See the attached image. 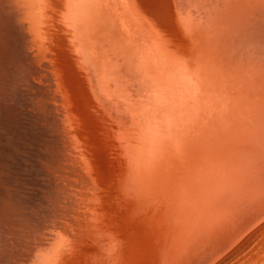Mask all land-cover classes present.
I'll use <instances>...</instances> for the list:
<instances>
[{"label":"bare ground","instance_id":"6f19581e","mask_svg":"<svg viewBox=\"0 0 264 264\" xmlns=\"http://www.w3.org/2000/svg\"><path fill=\"white\" fill-rule=\"evenodd\" d=\"M51 1L0 0V264L58 259L80 186L95 191L50 58L55 20L104 124L123 137L121 194L159 231L154 264H212L264 217V0H168L174 43L146 24L137 0H58L57 15Z\"/></svg>","mask_w":264,"mask_h":264},{"label":"rangeland","instance_id":"374dc122","mask_svg":"<svg viewBox=\"0 0 264 264\" xmlns=\"http://www.w3.org/2000/svg\"><path fill=\"white\" fill-rule=\"evenodd\" d=\"M60 1V0H59ZM136 1V0H135ZM138 1V0H137ZM137 1H136V4H137V6H139L138 7V9H139V11L141 10V8L143 9V10H141L140 12H141V15H142V17L143 16H146V18L144 17V19H146V20H144L145 22H146V24L149 26V27H152V29L156 32V33H158L159 35H161L162 37L164 36V40L165 41H167L168 43H174V42H176L177 40H178V37H179V34H178V30H177V21H176V17H175V14L173 13V10H172V2L170 3L168 0V2L170 3V5H167V4H169L166 0V2L164 1V0H139L138 1V3H137ZM141 1V2H140ZM148 1V2H147ZM159 1V2H158ZM162 1H164V2H162ZM52 2V6H53V12L55 13V15H57V13L59 12V9H60V5L58 4V3H60V2H58V0H52L51 1ZM147 3H151V4H153V5H150V4H147ZM157 3V4H156ZM160 3V4H159ZM163 3V4H162ZM166 5H165V4ZM56 4V5H55ZM143 4V5H142ZM58 5H59V8H58ZM141 5H142V7H141ZM145 5V6H144ZM148 5V6H147ZM167 6V7H165V6ZM150 6V7H149ZM153 6H155V7H153ZM162 6H164V7H162ZM170 6V7H169ZM55 7H57V8H55ZM141 7V8H140ZM145 7H149L148 9H145ZM153 7V8H152ZM158 7H161V8H158ZM169 7V8H168ZM172 7V8H171ZM154 9H156L157 10V12H156V10H155V14L153 15V11H154ZM161 9V10H160ZM165 9V10H164ZM171 9V14H170V10ZM147 12L148 10H150V13L151 14H149L148 12H147V14H146V12ZM163 10V11H162ZM162 11V12H161ZM167 11V12H166ZM142 13H144V14H142ZM159 13V14H158ZM157 14V15H156ZM162 15V16H161ZM149 16V17H148ZM172 16V17H171ZM154 17V18H153ZM157 17H160V18H158V20L159 21H157ZM174 17V18H173ZM151 21H150V20ZM174 19V20H173ZM161 20H163L164 21V24H163V21H161ZM154 21V22H153ZM173 23H172V22ZM59 21H57V20H55V25L57 26L58 25V27H59V29H60V31H59V29H58V27H56V26H53V31H52V37L50 36V41H51V43H50V48L49 49H51L50 50V58L52 59V65H53V67H55V66H60V68L58 67V69L59 70H57V67H55V68H53L54 70H55V72L56 71H58V72H56L57 73V77H59V76H62V74H63V76L62 77H60L59 78V81H60V83H62L61 84V87H62V89H63V91H64V93H65V95H67V98H68V103H69V107H70V111L72 112L71 114H72V120H73V126L75 127L74 129H72L71 128V131H72V133H71V135H73L74 134V132H76L77 133V139H78V136H79V139L81 140H79L78 139V144H79V149H81V147H84L86 150L88 149V151H84L85 149L84 148H82V151L85 153H83L81 150H80V152H81V156H82V158L84 157V156H86L88 159H86L85 157H84V160H86V166H85V168H82L81 167V172L83 173V174H86V175H89V176H87L86 177V183H89L90 184V186L89 187H93V190H95V191H92L91 190V192L92 193H94L95 192V194H97L96 195V198H98L97 199V202H98V204H97V202H95L96 200L95 199H93L95 196L90 192V190H89V192H87L86 191V195L83 193V192H85V190H83L84 188L82 187V186H80V200H79V208L78 207H76V208H78V209H76V208H74V211H75V213H73V214H71L69 217H70V225L68 226V229H69V231H68V233L67 234H65L64 235V237H65V243L67 242L68 244L66 245V252H64V253H62V254H60L61 256L58 258V259H56L55 261H53L51 264H59V263H62L63 261L62 260H64V262H63V264L65 263V264H82L83 262V264H91V263H93V264H109V263H111V264H121V263H123V264H140V262H142L141 264H154L155 263V249H156V240L154 239L155 237H158V233H159V231H158V233L157 232H155V231H153L152 230V227H150V222H149V220H147V219H142V216L140 217V215H138L139 213H140V210L139 209H137L138 208V206H137V208H136V205H133V203H132V201H130V203L128 202L129 201V199L126 197L125 198V194L122 196V194L121 193H123V191H121L122 189H121V185L120 184H122V175H121V171H118L119 169H123L124 168V166H125V155H124V153L125 152H120L121 150H122V146H123V137L119 140L118 138H117V136L115 135V133H113V131H114V129H112L111 127H107V125H106V123L104 124V122L105 121H103L104 119L101 117V115H100V111L98 110V108L96 107V105H95V103H93L94 101H93V99L91 98V96H90V93H89V89H88V87H87V84H86V82H85V79H84V77H82L83 75H80V74H82L81 73V71L79 70V66L77 65V63L75 64L77 67H75V65H74V63H73V60L75 59L74 57V53L72 52V50H71V46H70V42H69V38H68V35L66 36V31L64 30V27L63 26H61L60 25V23H58ZM150 22H152V23H149ZM156 23V24H155ZM165 23H167V25L165 24ZM161 24V26H158V25H160ZM173 24V25H172ZM164 25H166L165 27H164ZM170 25V26H169ZM176 26V27H175ZM60 27H63V29L62 28H60ZM154 27V28H153ZM169 27H171V28H169ZM169 28V29H168ZM54 29H56V30H58L57 32H56V30H54ZM162 29H164V30H162ZM161 30V31H160ZM167 30V33L165 32ZM169 30V31H168ZM159 31V32H158ZM54 32V33H53ZM62 32V33H61ZM164 32V33H163ZM172 32V33H171ZM61 33V34H60ZM64 33V34H63ZM170 33V34H169ZM53 34H55V35H53ZM64 36V37H62V39H60L59 37L60 36ZM56 37H57V39H56ZM174 37V38H173ZM52 38V39H51ZM67 38H68V40H67ZM64 39H66V40H64ZM173 39V40H172ZM175 39V40H174ZM52 40H54V42H52ZM57 40H59V41H57ZM61 40V41H60ZM64 40V41H63ZM66 41V42H65ZM59 43V44H58ZM64 43H66V44H64ZM67 45V46H66ZM53 46V47H52ZM60 46V47H59ZM65 46V47H64ZM70 46V47H69ZM55 47V48H54ZM54 48V51H56L55 53H54V51L52 50ZM57 49V50H56ZM60 49V50H59ZM64 49V50H63ZM68 51H67V50ZM62 50V51H61ZM63 51H65V52H63ZM68 52V53H67ZM59 55H58V54ZM64 53V54H63ZM66 54V55H65ZM53 55H56V56H53ZM62 55V56H61ZM70 55V56H69ZM65 56H67V57H64ZM74 56V57H73ZM60 57V58H59ZM62 58V59H61ZM70 58H71V60H70ZM59 60V61H58ZM69 60L71 61V62H69ZM58 62V63H57ZM62 62H63V64H62ZM65 62H67V63H65ZM74 62H75V60H74ZM69 63H71L70 65H69ZM58 64V65H57ZM55 65V66H54ZM69 66H71V67H69ZM68 68V69H67ZM59 72H61L62 74H60ZM65 73V74H64ZM59 75V76H58ZM79 75V76H78ZM77 76V77H76ZM63 79V80H62ZM84 79V80H83ZM65 80V81H64ZM82 80V81H81ZM61 81H63V82H61ZM71 81V82H70ZM73 81V82H72ZM83 82V83H82ZM85 83V84H84ZM70 85V86H69ZM74 85V86H73ZM78 85V86H77ZM82 85H84L83 87H82ZM79 90V91H78ZM86 90V91H85ZM70 93H69V92ZM80 92V93H79ZM71 94V95H70ZM70 98V99H69ZM75 101V102H74ZM93 101V102H92ZM94 105H93V104ZM72 104V105H71ZM90 104V105H89ZM97 108V109H96ZM84 110V111H83ZM93 112H92V111ZM97 110L99 111V115L97 116L96 114H98L97 113ZM96 112V113H95ZM90 114V115H89ZM92 116V117H91ZM100 116V117H99ZM77 117L79 118V119H77ZM87 117V118H86ZM97 117H99V118H97ZM77 119V120H76ZM76 120V121H75ZM87 120V121H86ZM99 120V121H98ZM78 121V122H77ZM98 121V122H97ZM80 122V123H79ZM87 122V123H86ZM97 123V124H96ZM88 124V126H86ZM96 124V125H95ZM98 125H99V127H98ZM100 125H102V127L100 126ZM97 126V127H96ZM106 127H107V129H106ZM87 128V129H86ZM105 130H107V131H105ZM97 129H98V133H97ZM87 130H89V131H87ZM100 130V131H99ZM103 130V131H102ZM87 131V132H86ZM94 132H96V133H94ZM106 132H107V134H106ZM75 133V134H76ZM83 133V135L85 134V135H88V139L85 137V136H80L81 134ZM89 133H90V135H89ZM94 135H93V134ZM111 133L114 135H111ZM75 134H74V136H75ZM97 134V135H96ZM101 134H103V136H104V138H103V136H100ZM110 134V136H111V138H112V136H113V138L111 139L110 137L108 138V136L107 135H109ZM70 135V136H71ZM92 136V137H91ZM71 138H72V136H71ZM85 138V139H84ZM92 138V139H91ZM98 138V139H97ZM106 138H108V139H106ZM87 139V140H86ZM98 141H97V140ZM104 140H105V142H104ZM109 140V141H108ZM112 140H114V141H112ZM119 140V141H118ZM88 143H90V145L88 144L87 145V142ZM92 141V142H91ZM117 141V142H116ZM121 141V142H120ZM80 142H83V146H81L82 144L80 143ZM85 142H86V144H85ZM107 142V143H106ZM110 142V148L111 147H113L111 150H113V152H111V151H108L107 152V150H109L110 148L108 147V143ZM75 143V142H74ZM113 143V144H112ZM92 144V145H91ZM96 144V145H95ZM105 144L107 145V147H105ZM115 144H119V146H117V145H115ZM113 145V146H112ZM93 146H95V147H93ZM100 147H101V150H100ZM104 147H105V149H104ZM92 148H94V149H92ZM99 149V150H98ZM92 150V151H91ZM97 150H98V152H97ZM110 152V153H109ZM121 153H122V155H121ZM84 156H83V155ZM90 155V156H88V155ZM96 154V155H95ZM110 154V156L111 157H109L108 155ZM121 155V156H120ZM93 157V158H92ZM82 158H80V160L82 159ZM110 158V159H109ZM121 158H123L124 159V161L123 162H121L123 159H121ZM83 160V161H84ZM89 160H91L90 162H91V165H89L90 167L91 166H93V164H95V166H96V168L98 169H96V168H94V171L92 170V169H90V167L89 166H87L88 164H87V162L89 163ZM107 160V161H106ZM108 160H110V161H108ZM121 160V161H120ZM103 161V162H102ZM98 163V164H97ZM110 163H111V165H110ZM90 164V163H89ZM121 164H124V166L123 165H121ZM106 165L108 166V167H106ZM94 166V167H95ZM110 166H111V168H110ZM123 166V168H121V167ZM89 169H88V168ZM92 168V167H91ZM83 169H84V172H83ZM88 169V170H87ZM99 169H101V174H103L104 175V173H105V175H106V177L104 176V178H106L107 179V181H106V179H103L102 180V176H100L99 177ZM108 169H110V170H108ZM112 169V170H111ZM87 170V171H86ZM92 170V171H91ZM97 170V171H96ZM90 171V172H89ZM107 171H109V172H107ZM87 172V173H86ZM96 172H98V174L96 173ZM116 172V173H115ZM120 172V173H119ZM88 173H90V174H88ZM96 173V174H95ZM112 173V174H111ZM116 174V175H113V174ZM100 174V175H101ZM111 175V177H109V178H112V179H109V178H107V176H110ZM98 175V176H97ZM114 177H113V176ZM118 175V176H117ZM91 176V177H90ZM121 176V177H120ZM89 177V178H88ZM97 177H99V178H97ZM117 179H116V178ZM119 177V178H118ZM91 178V179H90ZM97 178V179H96ZM114 178V179H113ZM98 179H99V181H98ZM113 180V181H112ZM116 182H115V181ZM95 181V182H94ZM99 183H98V182ZM101 181H103V184H100V183H102ZM94 183L95 185H96V183L98 184V186H95V188L96 187H99V188H97V189H94V186H93V184H91V183ZM118 182V183H117ZM106 183H108V184H106ZM114 183V185H110V184H113ZM101 185V186H100ZM104 185H106L107 187H105ZM109 186V187H108ZM114 186V187H113ZM118 186H119V188H118ZM104 188V189H103ZM111 190H110V189ZM113 188H115V189H113ZM81 189H82V191H81ZM116 189H118V190H116ZM100 193H99V192ZM112 191H113V193H112ZM120 193H119V192ZM78 192H79V189H78ZM109 192H111L110 194L111 195H109ZM93 195H91V194ZM103 193V194H102ZM106 193V194H105ZM114 193H115V195H114ZM117 194V195H116ZM89 195H91V197L89 196ZM101 195V196H100ZM102 197L103 199H99L100 197ZM106 196H107V198H106ZM114 196H115V198H114ZM83 197H85V198H83ZM87 197V198H86ZM110 197H112V198H110ZM119 198V199H116V198ZM91 198V199H90ZM106 198V199H105ZM109 198V199H108ZM85 199H86V201H85ZM89 199V200H88ZM95 200V201H93V200ZM112 199V200H111ZM116 199V200H115ZM124 199V200H123ZM81 200H82V203H83V205H81L80 206V204H82L81 203ZM92 202H91V201ZM100 200H102V206H101V201ZM107 200H111V201H107ZM123 200V201H122ZM106 201V202H105ZM119 201V202H118ZM122 201V202H121ZM125 201V202H124ZM126 201H127V203H126ZM85 202H87V204L85 203ZM111 202V203H110ZM116 204H115V203ZM122 204H121V203ZM100 203V204H99ZM110 203V204H109ZM94 204V205H93ZM108 204H109V206H108ZM114 204V205H113ZM118 204H120L119 206L120 207H118L117 205ZM94 206V208H92L91 206ZM100 205V207H97V206H99ZM84 206H85V209H84ZM87 206H89V207H91L90 208V210H89V208H86ZM117 206V207H116ZM122 206H124V207H122ZM135 206V207H134ZM97 207V208H96ZM102 207V208H101ZM113 207H114V209H113ZM99 208H101V209H99ZM118 208V209H117ZM122 210H121V209ZM124 208V209H123ZM127 208V209H126ZM81 209H83V210H81ZM86 209H87V212H86ZM136 209V210H135ZM92 210V211H91ZM124 210V211H123ZM95 211H96V213L98 212V214H96L95 213ZM102 211H104V213L102 212ZM107 213H106V212ZM109 211V212H108ZM139 211V212H138ZM88 213V212H94L93 214L95 215H92L91 213H89V214H86V213ZM101 212V213H100ZM121 212V213H120ZM125 212H127V213H125ZM83 214H85L84 216H83ZM102 214H104V215H101ZM114 214H115V218L116 219H113L114 218ZM122 214H123V216H122ZM78 215V216H77ZM87 215H89V216H87ZM99 215V216H98ZM77 216V217H76ZM87 216V217H86ZM98 216V217H97ZM101 216V217H100ZM84 217V218H83ZM89 217V218H88ZM113 217V218H112ZM140 219H139V218ZM78 218V219H77ZM85 218H87L86 220H84ZM90 218H92V219H90ZM95 218V219H94ZM104 219V220H102V219ZM119 218H121V219H119ZM264 218V217H263ZM262 218V219H263ZM99 219V220H98ZM108 219V220H107ZM110 219V220H109ZM112 219H113V221H112ZM139 219V220H138ZM261 219V220H262ZM84 220V221H83ZM88 220V221H87ZM94 221V223L92 222V221ZM96 220H98L99 221V223H98V221H96ZM114 220H115V222H114ZM117 220H118V222H117ZM259 221V223L255 226H253L254 228L253 229H250V231L248 230L247 232H246V234L244 233L237 241H235L232 245H230L228 248H226L221 254H220V256H219V258L217 257L215 260H213V263L212 264H264V220L263 221ZM91 221V222H90ZM104 222V223H102V222ZM78 222H79V224H78ZM122 222V223H121ZM94 224V228H93V226L91 225V224ZM116 223V224H115ZM139 225H138V224ZM96 224H97V227L98 228H96ZM105 224H107V225H105ZM110 225H112V226H110ZM113 225H115V227L113 226ZM80 226V227H79ZM88 228V229H86V227ZM119 226H120V228H119ZM126 226V227H125ZM138 226V227H137ZM142 226V227H141ZM108 227V228H107ZM145 227H147V228H145ZM149 227V228H148ZM72 230H71V229ZM79 228H82V230L81 229H79ZM91 228V229H90ZM96 228V229H95ZM100 228V229H99ZM104 228L106 229V230H104ZM109 228H110V232H109ZM137 228V229H136ZM141 228V229H140ZM158 228V227H157ZM77 229H78V231H77ZM103 231H102V230ZM117 229H120L119 231L117 230ZM86 230V231H85ZM147 230V232H145ZM149 230V231H148ZM82 231V232H81ZM106 231V232H105ZM136 231V232H135ZM85 232H86V234H85ZM96 232V233H95ZM103 232V233H102ZM105 232V233H104ZM110 233L109 235L110 236H107L106 238H105V236H103V235H107L108 233ZM82 233V234H81ZM134 233V234H133ZM148 235H147V234ZM77 234V235H76ZM84 234V235H83ZM67 235H68V237H67ZM76 235V236H75ZM83 235V236H82ZM118 235H119V237H118ZM126 235V236H125ZM136 235H137V237H136ZM81 236V237H80ZM116 236H117V239H116ZM124 236V237H123ZM152 236V237H151ZM17 237H18V234H17ZM99 239H98V238ZM105 238V239H103V238ZM148 237V238H147ZM71 239V242H70V240L69 239ZM94 238H95V240H94ZM120 240H124V242H122V241H120ZM125 238H126V240H125ZM89 239V240H88ZM97 239V240H96ZM75 241L74 243H73V241ZM82 240V241H81ZM106 240H107V242H108V245H107V242H106ZM116 240H117V243H116ZM118 240L120 241V242H118ZM143 240V241H142ZM147 240V241H146ZM155 240V241H154ZM99 241V242H98ZM103 241H104V244H103ZM239 241V242H238ZM93 242V243H92ZM95 242V243H94ZM101 242V243H100ZM105 242H106V244H105ZM122 242V243H121ZM77 243V244H76ZM84 243H86V244H84ZM91 243V244H90ZM119 243V244H118ZM123 243H124V246H123ZM78 244H80V245H78ZM95 245V247L96 248H98V249H96V248H94V245ZM102 245V246H99V245ZM116 244H118V247H117V245ZM123 246H121V245ZM151 244V245H150ZM153 244V245H152ZM76 245V246H75ZM78 245V246H77ZM142 245V246H141ZM71 246V247H70ZM73 246H75L74 248H72ZM88 246V247H87ZM98 246V247H97ZM104 246H105V248H104ZM120 246V247H119ZM141 246V247H140ZM81 247L83 248V249H81ZM101 247H103V248H101ZM117 247V248H116ZM124 248V249H122V248ZM129 247V248H128ZM138 247V248H137ZM152 247H154L153 249H152ZM67 248H68V250H67ZM71 248V249H70ZM76 248V250H74ZM79 248V249H78ZM91 248V249H90ZM120 250H119V249ZM132 250H131V249ZM85 249H87V250H85ZM90 249V250H89ZM93 249V250H92ZM99 249H101L100 251H99ZM104 249H106V251L108 252H106V251H104ZM74 250V251H73ZM82 252H81V251ZM85 250V251H84ZM115 250V251H114ZM123 250H125V251H123ZM148 250H150V251H148ZM72 251V252H71ZM78 251H80V255H79V253H78ZM88 251H89V253H88ZM103 251H104V255L106 256V257H104L103 255H102V253H103ZM119 251V252H118ZM131 251V252H130ZM75 252V253H74ZM83 252H87L86 254L85 253H83ZM91 252H93L92 254H91ZM96 252V253H95ZM101 252V253H100ZM121 252V253H120ZM123 252L125 253V254H123ZM151 252V253H150ZM73 253V254H72ZM106 253V254H105ZM149 253V254H148ZM152 253H153V255H152ZM76 254V255H75ZM122 256H121V255ZM129 254H131L130 255V257H129ZM145 254V255H144ZM153 256V257H151V256ZM87 256H89V257H87ZM83 257H84V259H83ZM101 257V258H100ZM104 257V258H103ZM108 257V258H107ZM120 257V259H118V258ZM123 257L125 258V260H127L126 262L125 261H123L122 259H123ZM136 257H137V260H136ZM70 260H69V259ZM86 258V259H85ZM88 258V259H87ZM97 258V259H96ZM110 258V259H109ZM116 258L118 259V260H116ZM59 259H62V260H60L59 262H58V260ZM84 261H83V260ZM152 261H151V260ZM121 260H122V262H121ZM102 261H104V262H102ZM116 261H118V262H116ZM135 263H134V262ZM55 262V263H54ZM77 262V263H76ZM88 262V263H87ZM109 262V263H108ZM119 262H121V263H119ZM137 262V263H136Z\"/></svg>","mask_w":264,"mask_h":264}]
</instances>
